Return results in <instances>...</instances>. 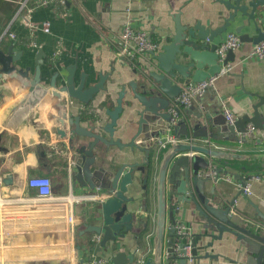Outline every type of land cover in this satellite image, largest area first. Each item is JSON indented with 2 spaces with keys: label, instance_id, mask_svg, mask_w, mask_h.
Returning a JSON list of instances; mask_svg holds the SVG:
<instances>
[{
  "label": "crops",
  "instance_id": "1",
  "mask_svg": "<svg viewBox=\"0 0 264 264\" xmlns=\"http://www.w3.org/2000/svg\"><path fill=\"white\" fill-rule=\"evenodd\" d=\"M225 1L29 0L28 6L20 9L17 0H0V197L22 205L35 202L37 191L28 181L36 175H49L56 195H66L72 189L76 193L91 190L88 185L81 186L74 174H71L78 161L71 118L80 116L81 125L95 126L96 131L108 136L102 128L110 121L106 109L116 105L119 91L126 86L124 108L118 119L115 137L128 142L136 132L142 105L134 97L130 82L141 79L135 69L146 70L150 63L146 58L150 59L152 54L138 55L133 60L118 54L120 35L126 22L129 20L133 27L146 30L151 38L163 45L169 42V34L175 31L176 14L182 23L200 20L213 29L224 24L233 11ZM251 10L249 7L248 11ZM26 19H30L36 26L30 29L25 24ZM44 20L51 21L50 32L39 27ZM247 22L248 16L240 13L236 20L231 21L227 30L216 38L217 41H222L230 31L237 32L236 28L241 24H244L242 32L256 35L252 23ZM255 44L251 40L243 41L240 47L234 49L235 59L228 63L232 68L216 78L217 91L210 89L198 97L191 104L194 107L187 106L190 111L183 110L177 120H183L188 128L198 123V131L207 129L208 136L220 147L239 151H264V128L255 129L252 136H247L245 140L238 138L240 134L228 136V122L223 111L225 102L237 118L244 114L253 115L259 95L264 96V60L251 53ZM40 49L45 52V56L38 75L36 56ZM10 50L12 54H9ZM2 57H10L11 61L7 63ZM71 64L77 65V84L83 71L88 75L87 85L96 82L100 72L109 74L106 89L101 90L88 104L70 97L62 88L68 73L67 67ZM56 72L59 76L53 81ZM37 75L39 79L34 82ZM260 110L264 111V105ZM172 127L175 128H171L174 134L187 138L179 126ZM213 135L220 138H214ZM208 136L200 135L194 140L200 142V139ZM89 139L85 137L81 140L86 143ZM144 142L147 145L150 143L148 139ZM104 146L100 143L95 148L97 167L114 169L121 163L123 156H127L126 160L141 161L145 158V151H131L129 146ZM156 170L150 178L136 170L134 182L129 185L127 193L134 197L128 204V209L134 212V230L120 239V249L127 253L137 251L138 259L146 257L150 252L151 236L156 227ZM206 173L211 174L212 171L209 169ZM235 174L246 177L250 182L251 195L241 192L238 184L240 180ZM204 195L220 207L235 200L231 212L233 221L256 234L264 235V215L259 214H264V167L236 169L224 166L217 181L214 177L205 181ZM96 208V203L91 201L77 202L75 212L78 230L84 227L85 222L95 219ZM177 208V221L185 226L187 242H191L194 235L207 231L204 229L206 218L200 214L194 202H179ZM61 219L53 215H30L7 227L10 234L0 235V262L42 264L56 261L52 250L56 243L45 242L41 235L68 227L67 222ZM140 219L142 224L138 228L136 226ZM35 222H45L44 229ZM60 222H65L66 226L63 224L60 227ZM167 225H171L169 215ZM142 229L146 231L140 235ZM212 232L217 233L215 230ZM94 234L88 232L80 235L75 232L70 235L72 249L63 259L60 258L62 264H88L90 253L94 250L103 257L112 258L114 242L108 241L106 247L100 242L97 245L94 242L91 244ZM210 240L213 241L212 246L207 245ZM178 243L177 237L167 239L168 245L175 244L176 247L174 253H165V264H182ZM197 245L200 255L209 252L212 256L188 261L187 264H248L250 258L257 256L250 253L236 235L227 231H224L221 239L201 237Z\"/></svg>",
  "mask_w": 264,
  "mask_h": 264
},
{
  "label": "water",
  "instance_id": "2",
  "mask_svg": "<svg viewBox=\"0 0 264 264\" xmlns=\"http://www.w3.org/2000/svg\"><path fill=\"white\" fill-rule=\"evenodd\" d=\"M225 3L233 11L226 18L225 23L215 29L204 25L200 20L182 23L179 15L176 14L175 31L169 34L171 37L169 42L160 44L158 53L151 52L152 57L149 59L150 63L148 65L146 63V70L135 69L140 73L141 79L131 81L130 86L134 97L142 107L139 110L141 116L138 128L128 142H123L120 137H115L118 119L124 108L126 86H123L119 91L116 105L106 109L110 121L105 123L102 128L109 134L108 136L96 131L95 126L81 125L80 116L71 118V124L74 125L71 131L76 136L73 137V142H75L76 156L78 157L73 174L81 186L88 185L91 190L98 188L103 195L107 194L94 202L97 206L95 219L85 222L84 227L79 229L78 233L80 235L88 232L101 234L100 243L104 247L107 246L108 241L114 242L115 252L112 256V264H129L137 261L136 251L127 253L126 250L120 249V239L125 238L129 232L134 230V212L128 209V204L134 200V197L127 193L129 185L134 182L136 170L152 177L156 168V227L151 236V249L145 257L144 264H165V253L174 252L176 247L175 244L168 245L167 239L176 237L179 241L177 246L183 253L187 252V246L190 243L194 260L212 256L209 252L204 255L199 254L198 240L204 236L221 239L224 231L236 235L250 253L257 255L256 258H250L248 264H262L263 262L264 235L256 234L233 221L231 211L235 200L224 207L212 203L211 198L204 195V183L213 177L217 181L224 166L236 169L264 167V151H239L194 142V138L197 136H208L207 129L198 131V123L196 125L193 123L191 128H188L180 119L172 124L174 118L172 107L176 103L175 98L180 94L182 86L217 75L224 66L235 59L233 49L228 50L224 60L220 59L217 52L219 42L216 38L227 30L231 21L236 20L240 13L247 15V24L252 23L257 33L251 36L242 32L244 24H241L236 28L241 40H251L255 43L264 40V0H226ZM249 7L252 8L250 12L248 11ZM12 47L13 43L10 45L11 49ZM9 52L12 54V50ZM44 56L45 52L40 49L36 56V61L39 64L38 75L40 65L44 63ZM2 59L7 63L11 61L10 57H2ZM76 69V64L67 67L68 73L62 88L70 97L88 104L101 90L106 89L109 74L100 72L99 79L87 85L88 75L83 71L77 84ZM38 75L34 82L39 79ZM58 76L59 73L56 72L53 81H56ZM263 105L264 96L259 95V100L254 104L253 115L244 114L234 123H227L228 136L240 134L238 138L245 140L248 123L254 125V130L263 129L264 111L260 110ZM191 107H194V104ZM176 110L180 116L183 110L190 111V108L176 107ZM197 116L201 117V114ZM172 126L180 127L181 132L191 139L169 142L158 150L160 138H163L167 132H173L175 128ZM213 136L220 138L217 135ZM85 137L90 139L83 143L81 139ZM145 139L149 140V145L144 142ZM139 140L140 142H138ZM100 143H103L105 148L117 145L121 148L129 146L131 151L139 149L145 151V158L137 161L126 160L127 156H123L121 163L114 169L104 166L97 167L95 148H98ZM209 169L215 172L214 176L206 173ZM235 176L243 185L246 184V177L240 174H235ZM241 192H243L242 189ZM179 202H194L200 214L206 218L204 229L207 231L191 237V242L186 241L188 234L180 235L178 233L176 213ZM168 215L171 221L169 227L167 225ZM141 224L142 219L136 227L139 228ZM212 230L217 233H213ZM90 241L92 244L93 241ZM207 242V245H213V241ZM80 246L79 244L78 247ZM180 261L182 264H187L188 257L183 256Z\"/></svg>",
  "mask_w": 264,
  "mask_h": 264
},
{
  "label": "built area",
  "instance_id": "3",
  "mask_svg": "<svg viewBox=\"0 0 264 264\" xmlns=\"http://www.w3.org/2000/svg\"><path fill=\"white\" fill-rule=\"evenodd\" d=\"M19 3L20 9L27 7V2L29 0H17ZM31 9V8H30ZM25 24L33 29L36 25L30 20L26 19ZM41 29L45 32L51 31V21L44 20L39 25ZM242 40L240 38V34L235 31H230L226 34L225 38L219 42L217 46V52L219 53L220 59L224 60L229 49H236L240 47L242 44ZM160 48V43L153 38L150 37L149 33L144 29L135 28L132 26L131 22L128 20L124 25L123 31L120 35V43L118 54L121 57H126L130 60L136 59L138 55H146L151 53L152 51H158ZM252 54L259 56L264 60V40L256 43L252 52ZM149 60V58H146ZM232 68L231 64H227L222 68V70L215 76L206 78L200 82H190L188 84H184L182 86V90L180 94L175 98V105L172 107V111L174 113V118L172 124H175L178 119V112L176 107L182 108L187 107L193 103L198 97L203 96L208 90L214 89L216 90V78L221 73H227ZM217 91V90H216ZM223 111L228 123H234L237 120V116L230 109L229 106L224 102ZM254 131V125L249 123L247 126V136H252ZM191 138H181L177 136L173 132H170L165 137L160 138L158 143V150L164 147L167 143L173 141L180 140H190ZM195 139V138H194ZM205 145H213L218 146L214 141L210 138L200 139L199 141H195ZM73 174V171H71ZM212 175H215V172L212 171ZM259 177V176H257ZM29 185L36 189L35 202L27 203L25 205L17 204V202L13 203L7 199L0 197V235L3 233L4 235H9L10 230L7 227H11V224H17L20 220L28 218L31 216H41V217H50L55 216L57 218H63L70 228L69 230L75 234L76 227V212L75 207L77 202L82 201H91L95 202L99 200L101 197H104L100 190L97 188L96 190H89L82 193H76L70 190L66 195H56L53 189V181L49 175H36L29 178ZM239 187L243 190V193L246 195H251L252 189L250 182L246 181V184L243 185L238 182ZM233 211V209H232ZM231 211V212H232ZM178 233L180 235L187 234L185 226L181 223L177 224ZM101 240V234H94L92 237V241L95 245L99 243ZM179 253L183 256L188 257V261L194 260L191 254V246L190 243L187 246V252L183 253L178 248ZM145 256L138 259L137 264H144ZM88 264H112V258H106L97 253V251H91L89 257ZM264 264V261L262 262Z\"/></svg>",
  "mask_w": 264,
  "mask_h": 264
},
{
  "label": "rangeland",
  "instance_id": "4",
  "mask_svg": "<svg viewBox=\"0 0 264 264\" xmlns=\"http://www.w3.org/2000/svg\"><path fill=\"white\" fill-rule=\"evenodd\" d=\"M59 220H62V219L59 218ZM35 224L36 225H41V227L40 226L39 227L41 229H44L45 222H42V223L35 222ZM63 224L65 225V222H60V227ZM11 225H14V224H11ZM65 228L66 229H70L69 227H61V230L60 231H57V232H44V233H42L41 238L42 239L44 238L45 239L44 240L45 242H47V243H51V242L54 243L55 242L56 243V246L52 249L53 252H54V256L56 257L55 258L56 261H51V262L47 261V262L42 263V264H62L63 262H61V259L60 258L63 259L64 256H66V255L69 254L68 253L69 250L72 249V246L70 245L71 244L70 239H72V236H70V235H74V233H72L71 230H66ZM77 232H78V227H77L76 233ZM95 234H97V233H95ZM137 262H138V258H137L136 263ZM0 264H3V263L0 262ZM24 264H37V263H34V262H25Z\"/></svg>",
  "mask_w": 264,
  "mask_h": 264
},
{
  "label": "trees",
  "instance_id": "5",
  "mask_svg": "<svg viewBox=\"0 0 264 264\" xmlns=\"http://www.w3.org/2000/svg\"><path fill=\"white\" fill-rule=\"evenodd\" d=\"M148 178H150V177H148ZM147 181V180H146ZM146 229V228H145ZM145 229H142V230H140V235H142L146 230ZM142 233V234H141ZM137 252V251H136ZM174 253V252H173Z\"/></svg>",
  "mask_w": 264,
  "mask_h": 264
}]
</instances>
